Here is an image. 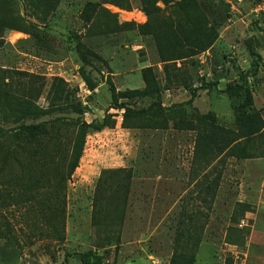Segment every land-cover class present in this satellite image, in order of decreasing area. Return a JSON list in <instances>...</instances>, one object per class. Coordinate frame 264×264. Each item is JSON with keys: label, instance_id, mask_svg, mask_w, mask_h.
Returning a JSON list of instances; mask_svg holds the SVG:
<instances>
[{"label": "rangeland", "instance_id": "1", "mask_svg": "<svg viewBox=\"0 0 264 264\" xmlns=\"http://www.w3.org/2000/svg\"><path fill=\"white\" fill-rule=\"evenodd\" d=\"M106 1L0 0V264H264V0Z\"/></svg>", "mask_w": 264, "mask_h": 264}, {"label": "trees", "instance_id": "2", "mask_svg": "<svg viewBox=\"0 0 264 264\" xmlns=\"http://www.w3.org/2000/svg\"><path fill=\"white\" fill-rule=\"evenodd\" d=\"M106 1V0H105ZM158 0H140V2L144 5V7H146V11L148 12V8L151 9V11H159L160 9L155 6V2ZM164 3V5H168L170 3H172L171 5L177 7L178 10L181 11H185V9H187L190 5H191V0H177V1H173V0H160ZM109 2V1H106ZM110 3L113 4H118L120 3V1H112ZM129 7V6H128ZM146 12V13H147ZM150 12V11H149ZM148 14V13H147ZM3 25L0 23V46L3 43V39L2 37V29ZM78 48V53L81 55L82 54V48L81 46H77ZM82 57V56H81ZM85 81L88 83V86L91 90H93L97 85H98V81L95 79L94 81H92L88 75H86V73H84V71H81ZM143 78L144 81H146V86L141 89V90H131L128 92H118L116 91L112 86L110 88L111 91V102L110 105L111 107L114 108H123V104L119 103V99L121 97H125L126 95H135L138 97H143V96H147V95H152L155 93V90L153 88H151L149 86V79L148 77L145 75V73H143ZM16 98H18L17 96H15ZM2 101H0V111H11L13 109L12 104L10 103V100L8 99V94L5 93L3 94V96L1 97ZM19 99V98H18ZM154 105L157 104H152L150 106H148L147 108H143V109H139V110H133L130 108H126V114H134V115H143L146 112H148L150 109H152V107H154ZM82 110V109H81ZM79 108V114L81 115V113H83ZM56 121H60L62 124H67V125H71L74 126L78 129V134L81 136L88 128H91L93 130H98L104 126H106V122H105V118H103V120L101 122H86L84 121L80 116H77L74 119H67L65 117H59V118H55L54 120L50 121V122H56ZM49 123V121H40L37 123H18L15 126H11L8 128H3V126H0V137H3L5 135H9L12 136L11 138L13 139V141H19L21 138H28V137H33L38 135L39 133H41L44 128L46 127V125ZM80 149V147H79ZM77 149V150H79ZM78 153H76L74 155V159L71 161H69V173H71V171L76 167ZM3 161H5V158H3ZM46 161L42 160V164H45ZM3 164H0V169L2 168ZM99 204L98 201L95 202V206L97 207V205Z\"/></svg>", "mask_w": 264, "mask_h": 264}, {"label": "crops", "instance_id": "3", "mask_svg": "<svg viewBox=\"0 0 264 264\" xmlns=\"http://www.w3.org/2000/svg\"><path fill=\"white\" fill-rule=\"evenodd\" d=\"M252 163L259 169V177L258 182L256 184V191H257V209L264 212V159L263 158H256ZM264 237V231L261 233ZM264 241V238H262Z\"/></svg>", "mask_w": 264, "mask_h": 264}, {"label": "built area", "instance_id": "4", "mask_svg": "<svg viewBox=\"0 0 264 264\" xmlns=\"http://www.w3.org/2000/svg\"><path fill=\"white\" fill-rule=\"evenodd\" d=\"M244 223V220H241V224H243Z\"/></svg>", "mask_w": 264, "mask_h": 264}]
</instances>
